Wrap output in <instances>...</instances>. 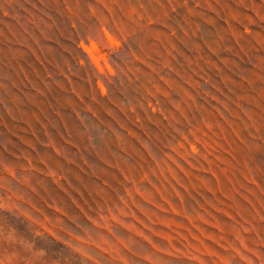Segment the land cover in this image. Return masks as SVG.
Here are the masks:
<instances>
[{"label":"rangeland","instance_id":"rangeland-1","mask_svg":"<svg viewBox=\"0 0 264 264\" xmlns=\"http://www.w3.org/2000/svg\"><path fill=\"white\" fill-rule=\"evenodd\" d=\"M0 264H264V0H0Z\"/></svg>","mask_w":264,"mask_h":264}]
</instances>
